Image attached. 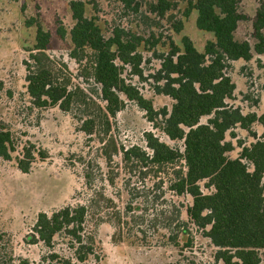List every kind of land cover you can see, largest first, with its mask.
I'll list each match as a JSON object with an SVG mask.
<instances>
[{
    "label": "rangeland",
    "instance_id": "374dc122",
    "mask_svg": "<svg viewBox=\"0 0 264 264\" xmlns=\"http://www.w3.org/2000/svg\"><path fill=\"white\" fill-rule=\"evenodd\" d=\"M72 1L83 2L85 15L95 21L106 39L116 31L140 39L142 75L124 66L123 78L152 102L155 111H170L174 103L156 91L153 78L160 68L159 58L169 52L171 42L183 49V39L187 37L203 51L206 43L214 39L211 33L197 27L198 12L190 7L189 0H133L129 5L124 0H0V122L12 132L15 142L11 160L0 156V264H61V259H50L56 253L64 259L75 257L74 245L65 238L58 237L53 247L42 242L27 244L24 239L32 233L40 213L51 214L64 206L87 202L91 195L84 179L87 166L95 173V188L105 189L119 210L129 203V192L146 191L148 199L138 200L134 204L137 209L124 214L121 232L109 223L95 227L87 217L86 233L93 236L95 249L85 264H224L216 259L217 248L187 216L191 197L177 196L169 189L173 169L186 171L183 162L156 173L157 167L150 170L152 165L126 166L121 152L108 166L102 155L103 144L97 136L87 137L80 131L73 109L33 104L27 93L24 61L35 52L38 25L51 34L48 55L65 62L73 82H79L78 65L70 58V31L75 24ZM238 1L243 19L236 38L253 46V23L264 0ZM179 26L181 30L177 31ZM61 28L66 32L64 37L59 34ZM228 73L236 85L228 105L243 115H264V61L234 62ZM85 87L93 92L95 85L91 82ZM123 98L125 107L112 118L110 133L119 147L139 146L149 152L145 135L152 132L162 142L184 151L183 142L170 140L155 127L136 101ZM208 119L203 117L201 123ZM232 132L235 137L228 134L227 140L235 146L229 153L234 159L241 146L254 141L253 133L261 136L263 128L256 122L251 132L240 126ZM29 143L46 150L48 155L37 158L30 171L23 173L17 158ZM109 172L115 178L113 185L107 181ZM128 180L130 190L126 188ZM175 204L182 208L181 217L169 226ZM73 264L81 263L73 258Z\"/></svg>",
    "mask_w": 264,
    "mask_h": 264
},
{
    "label": "trees",
    "instance_id": "16d2710c",
    "mask_svg": "<svg viewBox=\"0 0 264 264\" xmlns=\"http://www.w3.org/2000/svg\"><path fill=\"white\" fill-rule=\"evenodd\" d=\"M124 1L129 5L133 0ZM189 4L198 12L197 27L211 33L214 39L199 51L185 37L183 49L171 42L169 52L160 56L154 86L159 94L174 101L170 111H155L152 102L123 78L124 66L142 75L140 39L118 31L106 39L95 21L85 15L81 1L70 5L75 21L70 31V58L78 65L79 82H73L65 62L48 55L51 34L38 25L35 52L24 61L27 93L37 107L73 109L80 131L87 137L97 136L103 144L102 155L108 165L121 152L126 166L152 165L150 170L157 167L156 173L183 162L186 171L173 169L169 189L177 196L191 197L187 216L217 248L216 259L224 264H264V115H243L228 105L236 90L228 75L232 64L264 61V5L256 12V42L252 46L236 38L243 19L238 0H189ZM180 30L179 26L177 31ZM59 34L64 37L66 32L61 28ZM91 82L96 87L93 92L85 87ZM122 96L136 101L148 120L170 140L183 142L184 151L162 142L152 132L145 135L149 152L137 146L127 150L119 147L110 132L112 118L124 107ZM203 117H209L207 123H201ZM256 122L263 128L261 136L253 133L254 141L241 146L236 158H230L235 146L227 135L234 138L232 131L237 126L251 132ZM14 145L12 132L0 122V156L11 160ZM47 155L46 150L29 143L17 158L18 167L28 173L37 158L45 159ZM94 181L93 170L88 167L85 184L91 195L87 202L51 214L40 213L25 242L53 247L58 237L65 238L74 245L75 257L64 259L56 253L51 254V261L61 259V264H73L75 258L85 264L95 249L93 236L86 233L87 217L95 227L109 223L121 232L124 214L136 210L138 200L148 199L146 191L129 192L131 199L121 211L103 191L95 190ZM129 187L128 180L126 188ZM181 212V206L175 204L169 226L180 220Z\"/></svg>",
    "mask_w": 264,
    "mask_h": 264
},
{
    "label": "flooded vegetation",
    "instance_id": "af4514ba",
    "mask_svg": "<svg viewBox=\"0 0 264 264\" xmlns=\"http://www.w3.org/2000/svg\"><path fill=\"white\" fill-rule=\"evenodd\" d=\"M122 99H123V101H124V107H125V104H126V102H125V99L123 98V96H122ZM128 100V99H127ZM124 107L121 109V110H123L124 109ZM120 110V111H121ZM119 111V112H120ZM117 115V114H116ZM111 133V132H110ZM131 147H134V146H131ZM131 147H129V148H131ZM137 147H139V146H137ZM129 148H126L125 147V149L127 150V149H129ZM139 148H141V147H139ZM142 150H143V148H141ZM105 160V159H104ZM106 162V161H105ZM108 165V164H107ZM108 166H110V165H108ZM88 168V166L85 168V170ZM91 170H92V168H90ZM85 170H84V179H85ZM93 173H94V171H93ZM94 177H95V181H96V176H95V173H94ZM95 181H94V188H95ZM107 181L111 184V185H113L114 184V182H115V178H113V176H112V173L111 172H109V176H108V178H107ZM86 183V182H85ZM86 185V184H85ZM95 190L96 191H103L104 193H105V189H101V190H97L96 188H95ZM105 195H106V193H105ZM107 196V195H106ZM108 197V196H107ZM108 198H110V197H108ZM111 199V198H110ZM113 200V199H112ZM114 201V200H113ZM67 206H69V205H67ZM64 207H66V206H64ZM63 207V208H64ZM59 210V209H58Z\"/></svg>",
    "mask_w": 264,
    "mask_h": 264
}]
</instances>
